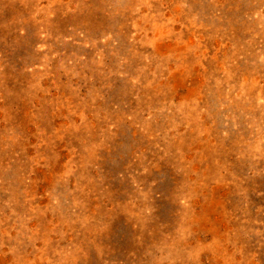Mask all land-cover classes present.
I'll list each match as a JSON object with an SVG mask.
<instances>
[{"label":"rangeland","instance_id":"rangeland-1","mask_svg":"<svg viewBox=\"0 0 264 264\" xmlns=\"http://www.w3.org/2000/svg\"><path fill=\"white\" fill-rule=\"evenodd\" d=\"M0 264H264V0H0Z\"/></svg>","mask_w":264,"mask_h":264}]
</instances>
